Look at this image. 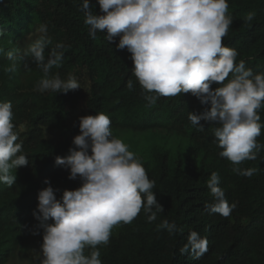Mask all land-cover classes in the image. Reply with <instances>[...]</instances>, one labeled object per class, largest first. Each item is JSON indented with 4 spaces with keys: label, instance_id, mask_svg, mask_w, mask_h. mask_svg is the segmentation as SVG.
Returning <instances> with one entry per match:
<instances>
[{
    "label": "trees",
    "instance_id": "1",
    "mask_svg": "<svg viewBox=\"0 0 264 264\" xmlns=\"http://www.w3.org/2000/svg\"><path fill=\"white\" fill-rule=\"evenodd\" d=\"M89 3L95 14H103L97 0ZM81 4L82 0H0V102L12 103L17 142H22L29 159V165L19 167L16 173L13 170L17 179L12 186L0 183V264L21 244L42 239L43 229L32 234L38 224L33 211L37 209L38 192L46 187V178L59 189L58 199L63 190L81 185L79 178L68 179L66 167L55 164L57 156L69 155L73 137L80 134L79 123L69 121L70 106L75 105L79 89L67 94L36 91L43 73L32 57L23 54L38 38L40 24L47 26L51 41L45 49L46 57L57 43L64 44L62 62L51 71L64 79L71 73L77 79L87 76L90 80L85 115L103 112L110 118L112 129L161 130L185 141L175 150L155 146L145 157L136 156L149 179L155 181L153 192L163 212L149 223L141 210L131 223L114 227L109 243L98 246L102 264H264V147L253 149L255 160L238 165L255 169L251 177L233 172L235 165L219 156L222 149L213 135L219 125L201 120V130L188 120L189 112L200 114L210 109V104L202 105L191 93H182L160 97L149 105L132 75L131 53L117 49L119 36L108 42L106 30L97 31L95 39L90 37L84 13L79 10ZM228 4L227 15L233 23L222 43L237 51L236 63L243 60L254 73L264 72V0H228ZM249 12L256 15L246 22ZM14 48L21 51L18 68L6 73L4 69L11 61L4 53ZM129 80L132 89L127 87ZM220 86L211 85L213 90ZM258 114L264 124V106ZM21 125L25 130H20ZM48 129L56 131V141L47 137ZM257 142L264 145V128ZM212 172L219 173V187L229 205L235 204L228 217L205 207L213 202L206 184ZM164 219L174 221L182 231L169 234L166 229H158ZM192 230L208 240V251L199 260L193 259L191 252H180Z\"/></svg>",
    "mask_w": 264,
    "mask_h": 264
},
{
    "label": "clouds",
    "instance_id": "2",
    "mask_svg": "<svg viewBox=\"0 0 264 264\" xmlns=\"http://www.w3.org/2000/svg\"><path fill=\"white\" fill-rule=\"evenodd\" d=\"M102 15L95 14L89 0H82L79 10L84 13L88 35L95 39L97 31L107 35L108 42L119 36L118 50L127 49L133 61L132 75L143 90V99L155 104L160 97L191 93L210 109L200 114L189 112L193 126L203 127L200 121L219 125L213 129L219 156L235 167L240 176L251 177L255 169H242L246 160H255L259 145L257 137L264 128L258 110L264 106V72L254 73L243 60L236 63L234 48L222 43L233 23L227 15L228 0H97ZM256 13L249 12L246 22ZM37 39L23 54L36 62L43 73L35 90L67 94L82 88L76 76L67 78L53 73L64 56V44L57 43L47 57L45 49L51 43L47 26L40 24ZM3 53V49H0ZM11 64L6 73L17 71L21 51L4 53ZM232 74V78L228 77ZM227 82L225 83V81ZM213 83L222 86L212 89ZM127 87H134L129 80ZM79 119L80 134L73 137L74 147L66 157L57 156L55 164L69 170L68 179L81 181L74 190L65 189L60 198L44 180L46 187L38 192L37 209L33 211L38 224L32 234L43 229V243L37 264H102L99 245H107L112 229L121 223L129 224L140 214H147L149 223L157 219L163 207L153 192L155 181L149 176L140 159L129 146L113 135L110 118L103 112ZM13 123L10 101L0 102V183L12 186L17 177L13 170L29 165L22 142ZM213 202L205 207L212 213L228 217L235 204L229 205L220 184V176L212 172L206 181ZM51 221V223H49ZM158 229L169 234L182 231L167 219ZM86 250L87 254H86ZM208 251V240L192 230L182 254L191 252L199 260Z\"/></svg>",
    "mask_w": 264,
    "mask_h": 264
},
{
    "label": "rangeland",
    "instance_id": "3",
    "mask_svg": "<svg viewBox=\"0 0 264 264\" xmlns=\"http://www.w3.org/2000/svg\"><path fill=\"white\" fill-rule=\"evenodd\" d=\"M31 36V33L27 35L28 38ZM77 80L82 88H80L77 93L78 96L75 105L70 106L69 121L71 124H78V118L85 116L86 100L91 84L87 76ZM20 130H25V126L21 125ZM112 132L115 137L122 139L124 143L129 146V150L136 156H144L147 153V150L155 146L162 149L175 150L179 146L185 145V141L167 136V132L161 130L154 132H134L112 129ZM46 134L47 137L54 139L55 141L58 139V135L53 129H48ZM42 243L43 239H37L36 241H29L21 244L14 249L12 255L4 264H37L39 256L38 252L41 250L40 246Z\"/></svg>",
    "mask_w": 264,
    "mask_h": 264
}]
</instances>
